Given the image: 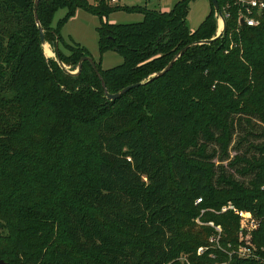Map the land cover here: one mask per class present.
<instances>
[{"label":"trees","instance_id":"16d2710c","mask_svg":"<svg viewBox=\"0 0 264 264\" xmlns=\"http://www.w3.org/2000/svg\"><path fill=\"white\" fill-rule=\"evenodd\" d=\"M191 0L168 10L110 6L106 0H39L37 14L54 57L46 56L34 0H0V260L5 264H163L180 253L207 264L220 243L237 239L238 216L214 212L227 201L264 217V10L257 25H238L233 0L225 32L214 8L190 29ZM66 12L53 24L57 9ZM76 7L100 17L141 11L135 22L101 20L100 53L121 63L99 74L89 50L60 33ZM189 47L162 75L184 45ZM57 47V50H55ZM66 49V51L64 50ZM143 81L119 96L115 92ZM262 126V127H261ZM235 137L233 138V135ZM229 170L216 163L229 156ZM238 174V176L235 175ZM200 201L195 203V199ZM264 246V221L253 232ZM233 256L230 264H252Z\"/></svg>","mask_w":264,"mask_h":264},{"label":"rangeland","instance_id":"374dc122","mask_svg":"<svg viewBox=\"0 0 264 264\" xmlns=\"http://www.w3.org/2000/svg\"><path fill=\"white\" fill-rule=\"evenodd\" d=\"M90 3H96V0H87ZM110 6L115 5H134L140 4L145 5L148 8H155L158 10H168L177 0H106ZM210 8L209 0H191L189 3V10L187 14V23L190 29H194L204 18ZM66 12V7H62L56 10L52 23ZM143 18L141 11H127L124 9H115L110 11L107 15L99 16L98 14L92 13L82 7H76L74 12L67 17L60 27V33L63 38L67 41H75L85 46L92 57L96 60L100 59L101 67L108 68L117 65L122 62L123 57L114 50L108 49L100 53L97 44V31L96 26L100 24V21L108 20L109 22H135L140 21ZM217 22V21H216ZM217 29V24H216ZM216 33V32H215ZM47 48L50 49L49 42H46ZM45 49L46 54H52V50ZM66 51V49H64ZM68 67V66H67ZM76 68V67H75ZM73 68V69H75ZM72 69V70H73ZM262 127V126H261ZM235 134L233 135V138ZM229 145V156L223 160H219L215 157V162L223 164L228 168L227 162L234 154L235 150ZM236 176L238 174L235 173Z\"/></svg>","mask_w":264,"mask_h":264},{"label":"built area","instance_id":"2783aa9c","mask_svg":"<svg viewBox=\"0 0 264 264\" xmlns=\"http://www.w3.org/2000/svg\"><path fill=\"white\" fill-rule=\"evenodd\" d=\"M233 4L237 9V24L240 25V19L243 20V25H257L260 22V13L264 10V0H233ZM229 4L225 3L220 6L221 15L217 10H214L217 29L222 27L223 18L230 17L231 11ZM200 201V197L195 199V203ZM214 212H223L226 210L233 211L238 216L237 239L235 242H227L226 246L220 243V234L222 226L220 223H215L213 220L203 221L200 214L205 208L200 209V213L195 217L198 224H207L214 228V232L209 236L208 243L199 245L196 248V253L201 254L209 248L218 249L219 252L211 251L209 253L212 260L207 264H230L233 256L238 258H250L252 264H264V246L258 245L253 240V232L256 230L264 217L254 214L251 210L242 209L235 206L231 201L222 204L219 209L206 208ZM163 264H191L187 254L180 253L176 258Z\"/></svg>","mask_w":264,"mask_h":264},{"label":"water","instance_id":"95a60500","mask_svg":"<svg viewBox=\"0 0 264 264\" xmlns=\"http://www.w3.org/2000/svg\"><path fill=\"white\" fill-rule=\"evenodd\" d=\"M38 2L39 0H34L33 2V14H34V19H35V22H36V25H37V28H38V33H39V37H40V42H41V45L43 46V51H44V43L46 42L45 41V38H44V29L39 21V17H38V14H37V7H38ZM211 3H212V6L214 8V10H217L219 12V14L221 15V9H220V6L217 2V0H211ZM244 22L242 19H240V25H243ZM225 27H226V19L223 18V24H222V27L215 33V35H213L212 37L210 38H207V39H202V40H198L196 41L197 43H202V42H206V43H209L211 42L212 40L222 36V34L225 32ZM196 42H192L190 44H186L184 46H182L172 57L171 59L166 63V65L161 68L160 70H157L155 72H153L152 74H150V76L147 78V80H150V79H153L154 77H157L159 75H162L163 73H165L170 67L171 65L173 64V62L189 47V45L193 44V43H196ZM55 50H57V47H55ZM45 53V51H44ZM53 54L56 55V52L53 51ZM46 56H51V55H48L45 53ZM57 59V62L60 64V66L66 71V72H69V73H72V74H76L79 72L80 68H81V64H82V61L84 59H87L90 61V63L92 64V66L94 67L95 71L99 74V71H98V68L96 67V64H95V60L93 59L92 56L90 55H83L79 58L78 62H77V65H76V68L71 70L69 69L65 63H63V61L61 60V58L59 57H56ZM99 77L101 79V83L103 86L104 85V81L101 77V75L99 74ZM143 81H139V82H134V83H131V84H128V85H125L123 86L122 88H120L119 90L115 91V92H109L105 89V96L106 98L108 99H113V98H116L117 96H119L121 93L125 92L127 89L133 87V86H136L140 83H142ZM0 264H5V262L3 260H0Z\"/></svg>","mask_w":264,"mask_h":264},{"label":"crops","instance_id":"0c3cea01","mask_svg":"<svg viewBox=\"0 0 264 264\" xmlns=\"http://www.w3.org/2000/svg\"><path fill=\"white\" fill-rule=\"evenodd\" d=\"M49 46H50V44H49ZM50 49L52 50L51 46H50ZM52 54H53V50H52ZM48 55H51V54H48ZM51 56L54 57L55 55L53 54Z\"/></svg>","mask_w":264,"mask_h":264},{"label":"bare ground","instance_id":"6f19581e","mask_svg":"<svg viewBox=\"0 0 264 264\" xmlns=\"http://www.w3.org/2000/svg\"><path fill=\"white\" fill-rule=\"evenodd\" d=\"M46 44H47V43L45 42V43H44V47H45V49L47 48V45H46ZM45 49H44V50H45ZM47 49L50 50L49 48H47Z\"/></svg>","mask_w":264,"mask_h":264}]
</instances>
